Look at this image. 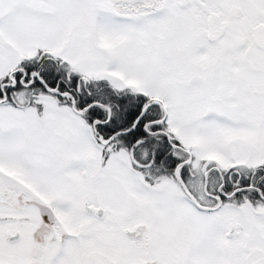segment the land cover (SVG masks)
<instances>
[{
	"label": "snow or ice",
	"instance_id": "snow-or-ice-1",
	"mask_svg": "<svg viewBox=\"0 0 264 264\" xmlns=\"http://www.w3.org/2000/svg\"><path fill=\"white\" fill-rule=\"evenodd\" d=\"M0 264H264V0H0Z\"/></svg>",
	"mask_w": 264,
	"mask_h": 264
}]
</instances>
